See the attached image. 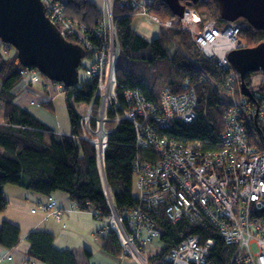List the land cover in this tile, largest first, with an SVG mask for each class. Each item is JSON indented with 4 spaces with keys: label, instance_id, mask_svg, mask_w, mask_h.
I'll list each match as a JSON object with an SVG mask.
<instances>
[{
    "label": "trees",
    "instance_id": "1",
    "mask_svg": "<svg viewBox=\"0 0 264 264\" xmlns=\"http://www.w3.org/2000/svg\"><path fill=\"white\" fill-rule=\"evenodd\" d=\"M56 1L64 5V18L85 26L83 34L93 45L100 47L104 43L101 35L97 34L103 19L102 9L93 0ZM191 6L203 19L220 18L214 0H200ZM150 11L162 19L176 18L170 7L161 0H155ZM114 14L121 48L116 69L120 107L126 105V90L139 89L149 100L158 101L164 89L179 93L183 90L184 82L190 79L199 100L197 116L190 122L175 120L162 131L174 139L201 141L206 148H215L225 129L224 113L230 106L227 72L216 61L206 58L191 34L178 26L167 28L157 37L147 39L133 27L136 14L128 0H117ZM238 20L246 24V29L239 33V39L248 47L264 41L263 29L254 28L244 18ZM66 38L74 40L71 35ZM28 70L37 69L25 67L17 56V50L0 40V212L10 204L4 190L7 185H17L36 193L42 196V199H38L42 201L50 195L54 196V192H64L71 203L77 205L76 211H89L96 219L107 221V226L103 228L107 229V234L102 238V250L121 257L122 246L117 233L108 227L110 210L103 191L96 149L81 137L80 120L83 113L72 104V100L87 105L94 100L97 80L88 76L76 86L66 87L65 101L71 131L59 133L18 103L16 88L24 78L23 71ZM251 75H246L250 89ZM32 84L30 82L28 86L32 87ZM261 85L258 88L260 91L264 82ZM28 91L34 92L31 89ZM95 103H98V99ZM250 104L256 106V100H250ZM41 106L52 113L56 112L55 103L51 100L42 101ZM138 154L154 157L149 149L139 150L133 123L123 120L109 136L104 153V176L120 211L131 209L138 203V193H133L134 184L136 186L134 161ZM151 218L161 232L159 238L163 246L159 252L149 256L150 264H163L170 250L190 235L199 236L201 243L209 238L215 240L209 256L213 264H236L232 261L235 245L226 243L219 229L207 218L197 222L183 218L173 223L163 212V207L159 213H152ZM54 239V234L44 229L31 230L24 237L17 223L8 219L0 223V247L6 253L25 240L28 243L25 256L29 263L91 264V252H87L85 259H80L71 249L57 248ZM5 259L13 258L4 257L1 261Z\"/></svg>",
    "mask_w": 264,
    "mask_h": 264
},
{
    "label": "built area",
    "instance_id": "2",
    "mask_svg": "<svg viewBox=\"0 0 264 264\" xmlns=\"http://www.w3.org/2000/svg\"><path fill=\"white\" fill-rule=\"evenodd\" d=\"M42 1L47 15L62 33L71 35L73 42L86 49L90 61L86 73L97 80L94 100L80 120L81 137L96 149L110 210L108 227L117 233L121 257L150 264L145 256L146 246L161 234L151 214L159 213L163 207L173 223L183 218L193 222L207 218L226 243L235 245L232 261L236 264H264V86L261 91L251 90L253 99L242 94L240 75L228 58L230 51L246 47L238 38L246 24L240 20L203 19L191 5L185 6L181 17L162 19L150 11L155 0H128L136 15L147 16L161 27L178 26L189 32L205 57L227 72L230 106L224 113L225 129L216 147L206 148L201 141L174 139L162 131L175 120L190 122L197 116L199 100L190 79L179 93L164 89L158 101L149 100L139 89L126 90V105L120 107L116 69L121 48L114 19L100 23L97 34L104 43L98 47L84 36L85 26L79 27L63 17V4ZM104 44L109 48H103ZM30 72L34 82L41 76L38 70ZM50 81L65 91L63 82ZM250 100H256V106ZM123 120L133 123L139 150L149 149L154 157L137 155L134 174L138 203L120 211L104 176V153L109 136ZM108 123H113L112 128L107 127ZM36 210L59 220L64 212L78 209L75 203L64 207L50 195L45 201L38 200L33 211ZM254 243L256 251L252 248ZM214 244L212 238L201 243L199 236L190 235L170 250L163 264H213L209 256ZM4 257L11 258V252L0 254V261Z\"/></svg>",
    "mask_w": 264,
    "mask_h": 264
},
{
    "label": "water",
    "instance_id": "3",
    "mask_svg": "<svg viewBox=\"0 0 264 264\" xmlns=\"http://www.w3.org/2000/svg\"><path fill=\"white\" fill-rule=\"evenodd\" d=\"M175 16L181 17L186 5L200 0H161ZM220 18L235 21L244 18L254 28L264 30V0H214ZM0 40L12 45L25 67H33L50 80L67 87L80 82L79 68L86 49L69 41L47 15L42 0H0ZM228 58L241 78V92L250 99L253 93L246 75L264 72V41L255 46L232 50Z\"/></svg>",
    "mask_w": 264,
    "mask_h": 264
},
{
    "label": "crops",
    "instance_id": "4",
    "mask_svg": "<svg viewBox=\"0 0 264 264\" xmlns=\"http://www.w3.org/2000/svg\"><path fill=\"white\" fill-rule=\"evenodd\" d=\"M93 1L101 9L103 8V0ZM114 2L115 0H113L112 3ZM41 93L42 95L39 96H44L42 97L40 102L51 100L49 98L51 89ZM29 97L30 94H24L23 97H20L18 99V103L33 112L36 116H38L41 120H43L57 132L69 133L66 126L62 127L61 125L63 124L58 123V121H56L57 118L53 119V117L46 113L44 110L40 109L39 116L37 113L39 112V110L34 109V111L33 108L29 106V103L32 101ZM8 187L9 186L7 185L4 188L7 196L15 197L16 195H18L20 198L19 200H21L20 203H17L18 205L15 211V220L11 221L17 223L21 226V228H25V230H27L26 233H24V237L31 230L44 229L54 234V245L59 249H71L80 259H85L87 257V252H91V255L89 257V261L91 264H138L131 257L121 258L120 256H112L102 250V238L107 234V229H103L107 226L106 220H96L94 215L89 211H70L63 214L60 220H57L53 215H46L43 212L33 213L32 208L35 205V201L38 199H42V196L23 188L21 190H15V188H11V186L9 188ZM8 191L11 193L8 194ZM53 195L62 206L69 207L71 205V201L66 193L57 191L54 192ZM22 201H25L26 205L22 203ZM27 203H31V207L29 210L27 209ZM27 248L28 243L23 240L18 247L14 248L16 254L14 255L13 259H5L1 261L0 264H18V261L21 258L25 257V251L27 250ZM0 249L2 253L6 251L1 247ZM26 264L30 263L26 261Z\"/></svg>",
    "mask_w": 264,
    "mask_h": 264
},
{
    "label": "rangeland",
    "instance_id": "5",
    "mask_svg": "<svg viewBox=\"0 0 264 264\" xmlns=\"http://www.w3.org/2000/svg\"><path fill=\"white\" fill-rule=\"evenodd\" d=\"M116 1L117 0H115V2L112 3L113 0H103V8H102L103 19H102V22L105 21L108 23L107 20H111V19L112 20L114 19L113 21L115 22L114 6L116 4ZM72 21H73V23H75V25L78 24L79 27L84 28V25L80 24L78 21H75V20H72ZM133 27L139 33L144 35L147 39H152L154 37H157L161 31H166V29H167L166 27H161L158 23L154 22L149 17L143 16V15H136V17L134 18V21H133ZM82 28H80V29H82ZM238 38H239V34H238ZM103 48H109V47L108 46L105 47V44H104ZM89 62L90 61H89L88 57H85V59L82 60L83 65L80 66V69H79L80 80H85L86 78H88V74L86 73L85 67L89 64ZM23 74H24V78L20 81L18 87L16 88L18 99L20 97H23L24 94H30L29 98L32 101L29 103V106L31 108H33V110L38 109L39 112H37V113L39 116H40V109L44 110L46 113L51 115L53 117V119L57 118L56 121H58V123H60V124H63V125H61L62 127L66 126L67 130L70 132L71 131V125H70L67 105H66V101H65V91L60 90L58 88V86L55 85L53 82H51L47 77L44 78L43 76H39L38 80L34 82L31 79V76L33 74L32 72L28 71V72L23 73ZM30 82L33 83L32 87L28 86ZM263 82H264V72L263 71L255 72L251 75V89L252 90L256 91L259 87L262 86L261 84ZM0 86H1V81H0ZM28 89H31L34 92L30 93V91H28ZM50 89H51V94H49L50 95L49 98L51 99L52 102H55V107H56V112H54V113L48 111L46 108L41 106L42 102H40L42 97L44 96V95L42 97L39 96V95H42L41 92H46L47 90H50ZM72 104L75 106V108L79 112H81L83 114L86 112V110L89 107V105H87L85 103H76L74 100H72ZM1 118H2V105L0 103V120H1ZM112 126H113V123H108V125H107L108 128H112ZM255 131H257V130L255 129ZM0 150H1V147H0ZM8 186L9 187L11 186V188H15V190H21L22 189V187H19L17 185H8ZM9 193H11V192L8 191V194ZM133 193L135 195H137V193H138V190H137L135 184L133 187ZM9 197H10L11 201H10V204L8 205L6 211L0 212V223L3 219L15 220V217H16L15 211H16V207L18 205L17 203L18 202L20 203L21 200H19L20 198L18 195L15 196L16 198L14 196H9ZM22 203H24L26 205L25 201H22ZM30 207H31V203H27V209L28 210L30 209ZM35 207L36 206H34L32 208V212L33 213H40L41 211H39V210H36V212L33 211V209ZM26 231L27 230H25V228H22L23 234L26 233ZM162 246H163V242L161 241V239L160 238L155 239L154 242H152L146 246L145 256L147 258H149V256L156 254L157 252H159L161 250ZM252 248L254 251H256L257 246L255 243L252 245ZM10 252H11V255L13 258L14 255L16 254L15 249L10 250ZM0 254L5 256L6 251L4 253H2V251L0 249ZM26 261H27V257L25 256L24 258H21L18 261L19 262L18 264H26ZM30 264H39V262L32 261Z\"/></svg>",
    "mask_w": 264,
    "mask_h": 264
}]
</instances>
